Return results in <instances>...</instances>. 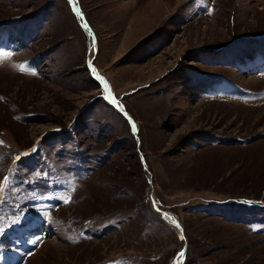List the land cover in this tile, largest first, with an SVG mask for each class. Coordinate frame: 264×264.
Returning <instances> with one entry per match:
<instances>
[{
    "label": "rangeland",
    "instance_id": "rangeland-1",
    "mask_svg": "<svg viewBox=\"0 0 264 264\" xmlns=\"http://www.w3.org/2000/svg\"><path fill=\"white\" fill-rule=\"evenodd\" d=\"M70 2L0 0V264H264V0Z\"/></svg>",
    "mask_w": 264,
    "mask_h": 264
},
{
    "label": "bare ground",
    "instance_id": "bare-ground-1",
    "mask_svg": "<svg viewBox=\"0 0 264 264\" xmlns=\"http://www.w3.org/2000/svg\"><path fill=\"white\" fill-rule=\"evenodd\" d=\"M77 6V5H76ZM77 8V9H76ZM75 8V11H76V13L78 14L79 13V8L78 7H76ZM94 48V44L92 45V47H91V52H92V49ZM94 50V49H93ZM105 90V94H106V91L108 92L107 94H108V98H110V99H113L112 98V96H111V93H110V91H108V89H104ZM115 101V100H114ZM166 212H168V211H165V212H161V215H162V217L163 218H165V220L168 222V223H170V225H173V226H175L173 223H172V220L173 219H175L171 214H169V213H166ZM176 220V219H175ZM177 221V220H176ZM180 225V224H179ZM181 227V226H180Z\"/></svg>",
    "mask_w": 264,
    "mask_h": 264
},
{
    "label": "water",
    "instance_id": "water-1",
    "mask_svg": "<svg viewBox=\"0 0 264 264\" xmlns=\"http://www.w3.org/2000/svg\"><path fill=\"white\" fill-rule=\"evenodd\" d=\"M71 5H72V8H74V11H75V7H76V3H75V0H71ZM76 12V11H75ZM80 18H81V20L83 21V16H82V14H80V16H79ZM221 48H219V47H217V49H212V51H217V50H220ZM112 101L110 98H108V101ZM127 116V115H126ZM129 119H130V116H127ZM131 120V119H130ZM152 202H153V204H152V206H153V209H155V211L157 212V213H160L161 214V212H165V210H163V209H160V208H158V206H157V204H156V202L154 201V199H152ZM183 252H184V249H183V251H181V255L183 254Z\"/></svg>",
    "mask_w": 264,
    "mask_h": 264
},
{
    "label": "snow or ice",
    "instance_id": "snow-or-ice-1",
    "mask_svg": "<svg viewBox=\"0 0 264 264\" xmlns=\"http://www.w3.org/2000/svg\"><path fill=\"white\" fill-rule=\"evenodd\" d=\"M85 26H86V25H85ZM4 55H11V53H4ZM132 127H133V130L135 131V125H134V124L132 125ZM18 159H19V158H18ZM64 203H68V201L65 200ZM172 223H173L177 228L180 227L179 223H178L175 219L172 220Z\"/></svg>",
    "mask_w": 264,
    "mask_h": 264
}]
</instances>
